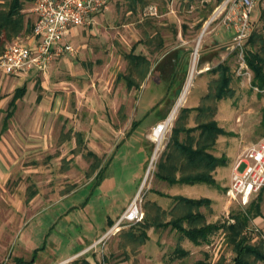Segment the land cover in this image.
<instances>
[{
  "label": "rangeland",
  "instance_id": "1",
  "mask_svg": "<svg viewBox=\"0 0 264 264\" xmlns=\"http://www.w3.org/2000/svg\"><path fill=\"white\" fill-rule=\"evenodd\" d=\"M161 4L166 11L162 12ZM178 4L155 0V4L150 6L157 7V14L145 16L146 9L150 7L148 5L144 8L143 15L145 18L155 17L157 21H162L165 14L186 18L199 11L196 5L186 10L185 15H180ZM214 8L213 5L203 13L206 18L200 32L199 27L193 29L187 26L188 29L183 31L182 37H178L177 25H169L170 36L167 41H163V51L151 58L154 66L151 67L150 77L141 88L129 90L126 82L122 80L128 68L125 55L129 53L135 39L122 40V44L117 40L113 46L109 42L103 45L102 52L94 57L98 59V68L95 70L90 66L84 71L79 66L78 62L81 61L77 57L76 62H72L73 69H76L74 74L68 70L60 72L59 75L52 72L50 74V68L61 61V58L54 60L45 71L38 73L37 93H41L44 98L55 96L59 101V108L50 123V145H45L34 156H27L29 162L24 166L25 171L35 161L36 173L30 174L21 168L22 178L19 176L17 180L18 176L13 175V180L0 187V264H15V258L30 260L32 251L40 247L42 250L37 252L40 254L35 264H83L86 260L92 264H148V260L155 264H195L197 260L207 264H233L235 255L223 230L215 233L208 245H203L194 254L180 259L175 253L180 244V234L173 235L174 231L170 228L160 238L159 254L155 253L156 249L152 251L146 249L145 245L126 240L125 234L129 231L136 235L142 233L145 218L142 223L126 227L114 233L115 235L106 231L102 237L83 241L75 240V235L74 238L69 236L67 239L66 232L56 231L53 227L60 221L61 213L57 208L49 210L63 202L67 195L76 193L90 182L74 197V201H80L82 195L84 199L89 198V210L84 214L85 224L88 219L92 222L91 225L95 224L97 230H100L105 226L108 215L115 217L116 210L121 213L120 220L137 196L145 214L149 196L162 189V181L157 177L159 164L169 153L167 147L173 140L181 111L196 109L200 105L202 98L209 92L210 83L217 79V75L210 71L223 63L231 68V86L235 97L218 103L215 120L225 131V135L219 137L211 152L226 163L216 170L219 184L213 191L217 199V218L211 217L210 205L202 208L206 211L203 215L205 218H213L211 221L218 225H226L231 221L233 213L248 209L254 211L260 204L262 217L251 222L249 235L253 245H258L260 241L264 243V190L243 207L239 202L229 199L226 194L228 188L222 186L231 182L234 165L244 151L264 138V91L252 90L253 73L246 67L242 55L227 49L232 44V38L224 34L226 31L219 21L211 24L202 39L195 77L185 102L175 118L168 123L167 130L159 137V143L154 139V130L158 125L167 122L183 94L193 66L196 44L205 24L212 17ZM263 11L264 5L253 14V25L258 34L264 35L261 20ZM159 42L156 38L153 47ZM7 45L0 40L1 55ZM247 49L249 47L246 44L245 52ZM173 52L181 53L180 65L175 68L177 71L173 68L167 70L166 76L163 75L157 82L154 78L160 75L157 67L164 58L162 55H171ZM86 58L90 60V57ZM140 113L151 114L140 118L138 126L126 142L128 131L136 122L135 117L142 115ZM196 116L197 112L192 113L184 124L188 128L195 127ZM45 123L43 121V127ZM194 135L198 136V132ZM187 138L185 133L179 135L180 142ZM87 150L95 153L99 160L96 156L85 158ZM100 164L106 168L94 180V175L100 168L93 173L92 166ZM100 178L103 181L96 184ZM33 184L40 198L36 204L26 205L25 193ZM123 201L125 206L117 208ZM70 203V200L65 202L66 205ZM164 217L166 220L171 219L169 214ZM39 219L44 222H37ZM18 221L19 224L16 223ZM31 222L35 223L33 226L37 228L36 231L31 230L33 226L28 229ZM79 225L81 229L82 225ZM80 229L77 233L86 236ZM99 232L101 235L102 231Z\"/></svg>",
  "mask_w": 264,
  "mask_h": 264
},
{
  "label": "crops",
  "instance_id": "2",
  "mask_svg": "<svg viewBox=\"0 0 264 264\" xmlns=\"http://www.w3.org/2000/svg\"><path fill=\"white\" fill-rule=\"evenodd\" d=\"M173 2L179 3L178 13L180 15L182 13L184 14L186 10H189L192 7H196V5L199 11L193 16H188L186 18H175L168 14H165L163 15L162 21H157V18L155 17L145 18V16L143 15L144 8L148 5L150 6L155 4V0H113L106 11L99 15L91 17L87 26L73 28L67 33L65 43L72 45L78 51V54L76 56H72L70 54L63 56L61 58V61L50 68V74L52 72V74L59 75L60 72H63L65 70L73 71L74 74V70L76 69H73L74 65L72 64V62H76L77 57L80 58L79 61L81 62H78V64L81 68L83 67V70H86L90 66H92L95 70L98 68L96 66L98 59L96 60L94 59V57L102 52L103 45L109 42L110 45L113 46L115 45L117 40L122 44V40L124 41L125 39H135V42L131 46L129 53L125 56L130 55L136 58L143 57L150 63L148 75L142 82L140 86L141 88L143 83L150 77L152 71L151 67L153 68L154 66L151 58L154 56H158L160 52L163 51V41H167L170 36L169 25H177L176 27L178 37H182L183 31L188 29L187 26H190V28L193 29L199 27L200 29L198 30L200 32L203 27V21L206 18V15L203 13H206L208 9H211V6H216L217 3H219L218 0H174ZM10 3L11 1L9 0H0V10L9 11ZM18 5L20 6L19 13L15 17L18 18V20L19 18H21L20 20L22 22V31L18 34L15 31H12L11 33L0 32V40L5 41V35H8L9 39H11L10 41H6L8 45L4 48L3 54L5 53L8 46L16 40H22L29 45L34 44L33 29L37 21V15L34 11V5L28 0H19ZM160 6L162 12L166 11L162 4ZM224 34L226 36H230V33L227 31ZM156 38H158L160 42L156 47H153L154 40ZM227 49L230 52L231 45L228 46ZM172 54L170 55V53H167L165 55H162V58H164L159 63V67H157L158 70H160V75H156V77L154 78V80H156L157 82H159L163 75L168 73L167 70H170L172 68L174 70L175 68L179 67L181 53L173 52ZM2 55L0 54V57ZM83 56H85V59L83 58ZM86 56L90 57V60H88ZM40 72L42 71H38L37 68H33L27 74L10 76L7 75L2 68H0V187L2 184H8L11 179L13 180V175L14 177L18 176L17 180H19V176H21L22 178L23 176L21 175L22 173L20 174V171L21 168L23 171H25L24 166L29 162L27 161V156H34L37 154V151L45 148V145H50V123L59 108V101L55 96L51 98H44L41 93H37V75ZM124 76L122 77L123 81H125ZM168 80L169 79L167 78V82ZM140 114H142L140 117H135L136 122L132 124L131 130L128 131V138L126 142L128 141L130 134L138 126L140 118H146L151 113ZM154 119L156 120V117ZM43 121H46L44 127ZM194 122H196V117H194ZM249 148H247L246 151ZM246 151H244V153ZM89 153L95 155V153H93L91 150H87L85 158L89 159ZM211 154L213 153L211 152ZM32 163L33 166L29 167V170L25 172H28L30 174L36 173L35 169H37V164L35 163V161H33ZM101 168L104 169L106 167H103L100 164V169ZM99 171L96 175H94V180L97 179ZM216 173L217 171L214 172L213 176L217 184H219ZM87 176L89 177V172ZM100 180L96 181V184L101 183L103 181V178H100ZM89 184L90 182L79 189L76 193L73 192L67 195L66 199L63 202L58 205L56 204L49 209L52 210L53 208H57V210L60 211V221L56 222L53 228H55L56 231L58 230V232H66L67 239H69V236L71 238L73 236L74 238V235L76 236V238H74L75 240L82 239L83 241H90V239L102 237L106 231L107 233H109L113 229V227L119 221L118 219L121 217V213L116 210L115 217H111L108 215V220L105 223V226H103V228L100 230H97V227L94 226L95 224L91 225L90 223L92 222H90L88 219L86 220L85 224L84 214L86 210H89V198L84 199V196L82 195L83 197H80V201H74V197H77L80 192ZM91 184L93 183L91 182ZM229 185L222 186L229 188ZM160 187L162 188L161 191L152 193L147 199V202L155 203L162 209L163 212L169 214L173 210L176 205V201L174 200L175 198L181 197L190 200L207 199L211 203L209 210L211 217L217 218L216 209L218 207L216 195L213 191L215 189L214 187L206 186L205 184L170 185L163 181ZM25 197L26 205L32 206L37 203L40 196L38 195L37 188L34 184L27 188ZM68 200H70L71 203L69 205H66L65 202ZM125 201L119 204L117 208L125 206ZM20 212L22 213V211ZM200 212L202 214H205L206 211H203V209L201 208ZM206 218L208 224H216L211 221L213 218H209L207 216ZM42 221L44 222V220H40L37 222ZM169 221L170 219L166 220L167 223ZM16 223L19 224V221ZM34 224V222H31L28 229L30 230V227ZM79 224L82 225L81 229L79 227ZM85 225L87 226L85 227ZM33 227L34 228L31 230L36 231L37 228L35 226ZM169 228L170 230L174 231L173 235L178 233L177 230H174L172 227H168L165 229H157L152 227L148 229L146 231L148 240L144 244L145 248L151 249L152 251L156 249L155 253L159 254V244L161 242L160 238L164 237L165 230ZM79 229L83 230L86 236L77 233ZM99 231H102L101 235H99ZM178 240V243H180L181 245H178L177 243L178 246L176 247V250L178 248H182L184 251H187L188 253L190 252L189 254L191 255L194 254L196 250L200 249L203 245H208L210 243L209 241L208 243L196 246L188 238H181V235L178 237ZM80 244L81 243H79V245ZM41 250V247L34 249L32 251L30 260L15 258L14 262L15 264H35L38 258L37 255L40 254H37V251L39 252ZM199 261L200 260H197V262ZM83 262L92 264L87 260ZM148 264L155 263L148 260Z\"/></svg>",
  "mask_w": 264,
  "mask_h": 264
},
{
  "label": "trees",
  "instance_id": "3",
  "mask_svg": "<svg viewBox=\"0 0 264 264\" xmlns=\"http://www.w3.org/2000/svg\"><path fill=\"white\" fill-rule=\"evenodd\" d=\"M9 11L0 10V32L17 34L22 31L21 18H16L19 13V0H9ZM221 0H218L220 2ZM264 26V11L261 16ZM5 41H10L5 35ZM249 49L245 52V62L248 69L253 73L251 82L252 90L264 91V35L253 31L247 42ZM1 48V47H0ZM128 68L124 79L130 89L140 88L142 82L148 75L150 63L143 57L126 56ZM217 75V79L209 85V92L202 98L200 105L196 109H185L181 111L176 122L173 133V140L169 148V153L165 155L159 164L158 179L170 185H196L205 184L217 187L214 179V172L225 165L222 158L213 156L210 152L220 136L225 135V131L219 127L215 117L218 112V103L231 100L235 97L232 88L231 68L227 63L220 64L210 71ZM197 112L196 127L188 128L184 121H188L190 115ZM264 125V124H263ZM198 132V136L194 135ZM185 133L188 138L180 142L179 135ZM90 157L95 155L89 153ZM100 165L92 166L95 173ZM103 168L100 169L102 172ZM98 174V176H99ZM176 205L169 213L170 221L167 223L162 209L155 203H149L145 212V222L142 233L136 235L129 231L125 238L130 243L144 245L148 240L146 231L152 227L165 229L172 227L181 235V238H188L196 246L208 243L210 237L223 230L226 240L231 246L235 255L233 264H264V243L260 241L258 245L252 244L249 235L251 222L262 217L260 204L253 210L239 211L231 215V221L226 225L208 224L205 216L200 212L201 208L210 205L207 199L190 200L186 198H175ZM253 211V212H252ZM38 252V251H37ZM177 257L185 258L189 255L187 251L178 248L175 252ZM38 254V253H37ZM36 256V255H35ZM38 256V255H37ZM23 262V261H20ZM83 264H89L83 262ZM195 264H207L199 261Z\"/></svg>",
  "mask_w": 264,
  "mask_h": 264
},
{
  "label": "built area",
  "instance_id": "4",
  "mask_svg": "<svg viewBox=\"0 0 264 264\" xmlns=\"http://www.w3.org/2000/svg\"><path fill=\"white\" fill-rule=\"evenodd\" d=\"M33 3L37 21L33 29L34 44L16 40L0 57V68L7 75L27 74L33 68L45 71L57 59L78 51L65 43L67 33L73 28L89 24L91 17L106 11L113 0H28ZM167 2L174 0H165ZM264 5V0H221L215 6L212 17L205 24L202 39L211 24L220 22L232 38L231 52L242 55L245 62V47L253 31V14ZM157 7L146 9L145 16H153ZM205 28V27H204ZM195 52V51H194ZM199 54V53H198ZM247 67V65H246ZM248 68V67H247ZM168 122L158 125L159 136L167 130ZM156 129L154 130V134ZM264 190V138L249 148L235 164L227 197L247 206L255 195ZM145 214L137 196L110 234L144 221Z\"/></svg>",
  "mask_w": 264,
  "mask_h": 264
},
{
  "label": "bare ground",
  "instance_id": "5",
  "mask_svg": "<svg viewBox=\"0 0 264 264\" xmlns=\"http://www.w3.org/2000/svg\"><path fill=\"white\" fill-rule=\"evenodd\" d=\"M206 28H207V25L205 26L204 30H206ZM201 43H202V36L199 37L198 42L196 44V49H195V52L193 54V66H192V69L190 72L189 79L187 81V84L185 86L183 94L178 101L176 108L174 109V111L171 113L169 119L167 120L168 123L171 122L175 118V116L177 115L179 108L185 102L186 96L188 95V92H189V89L191 88V86L193 84V80H194L195 73H196V63H197V58H198V53H199ZM154 136H155L154 139L156 140L155 142L159 143V141H160L159 137L160 136H159V131L157 130V128H156V133L154 134ZM156 158H157V154H155V160H156Z\"/></svg>",
  "mask_w": 264,
  "mask_h": 264
}]
</instances>
